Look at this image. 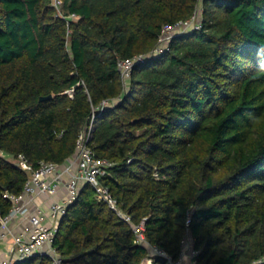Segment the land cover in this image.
Returning <instances> with one entry per match:
<instances>
[{"label":"trees","instance_id":"obj_1","mask_svg":"<svg viewBox=\"0 0 264 264\" xmlns=\"http://www.w3.org/2000/svg\"><path fill=\"white\" fill-rule=\"evenodd\" d=\"M199 6L202 28L135 64L124 86L118 61L148 55ZM93 115L88 145L112 164L100 182L150 245L175 260L189 237L193 264H264V0H0L1 215L27 177L17 155L63 164ZM53 246L60 264L148 253L89 185Z\"/></svg>","mask_w":264,"mask_h":264},{"label":"built area","instance_id":"obj_2","mask_svg":"<svg viewBox=\"0 0 264 264\" xmlns=\"http://www.w3.org/2000/svg\"><path fill=\"white\" fill-rule=\"evenodd\" d=\"M58 8L60 0H52ZM200 12L174 24L162 27L158 36V44L148 55H136L130 59L119 60L117 65L124 86L127 84L130 72L137 63H142L166 49L168 41L176 34L202 28L199 18ZM69 18H76L70 15ZM70 97L73 88L66 90ZM109 101L103 100L100 110L108 107ZM94 115L89 124L78 134L76 152L73 157L66 159L63 164L53 161L40 160L34 167L23 154L17 155L13 164L26 172L27 177L19 194L4 192L3 197L11 202L7 214H0V247L9 240L7 258L0 260V264H15L36 254L48 255L54 264H60L53 242L58 223L65 215L68 207L75 201L82 185H89L94 191V197L104 201L123 221L130 224L134 233V242L147 247L148 253L145 263L154 264L152 256L160 254L166 257V264H193L196 253L192 250L191 239L186 237L182 241L181 251L177 259H172L162 249L150 245L144 236L143 222L132 224L129 214L122 211L116 199L108 188L100 182V177L108 174L112 166L106 159H98L88 141L93 130ZM143 262V261H142Z\"/></svg>","mask_w":264,"mask_h":264},{"label":"crops","instance_id":"obj_3","mask_svg":"<svg viewBox=\"0 0 264 264\" xmlns=\"http://www.w3.org/2000/svg\"><path fill=\"white\" fill-rule=\"evenodd\" d=\"M8 249H9V240L5 242L1 247H0V260H4L7 258L8 254ZM144 260V259H143ZM188 258H186V262L184 264H188ZM153 264V263H152Z\"/></svg>","mask_w":264,"mask_h":264},{"label":"water","instance_id":"obj_4","mask_svg":"<svg viewBox=\"0 0 264 264\" xmlns=\"http://www.w3.org/2000/svg\"><path fill=\"white\" fill-rule=\"evenodd\" d=\"M52 96L51 95H48V96H45V97H40V100H46V99H50ZM153 258V261L155 263H166V257L163 256V255H160V254H154L152 256Z\"/></svg>","mask_w":264,"mask_h":264},{"label":"rangeland","instance_id":"obj_5","mask_svg":"<svg viewBox=\"0 0 264 264\" xmlns=\"http://www.w3.org/2000/svg\"><path fill=\"white\" fill-rule=\"evenodd\" d=\"M198 11L200 12V6H199V8H198ZM142 263H145V260H143V262Z\"/></svg>","mask_w":264,"mask_h":264}]
</instances>
